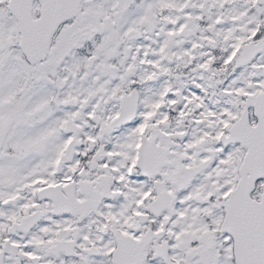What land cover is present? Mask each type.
Wrapping results in <instances>:
<instances>
[{
  "label": "snow or ice",
  "instance_id": "snow-or-ice-1",
  "mask_svg": "<svg viewBox=\"0 0 264 264\" xmlns=\"http://www.w3.org/2000/svg\"><path fill=\"white\" fill-rule=\"evenodd\" d=\"M0 264H264V0H0Z\"/></svg>",
  "mask_w": 264,
  "mask_h": 264
}]
</instances>
